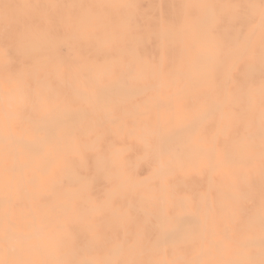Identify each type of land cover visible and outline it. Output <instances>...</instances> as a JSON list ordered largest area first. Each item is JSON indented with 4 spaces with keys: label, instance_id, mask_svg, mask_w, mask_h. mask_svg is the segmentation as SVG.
<instances>
[{
    "label": "bare ground",
    "instance_id": "bare-ground-1",
    "mask_svg": "<svg viewBox=\"0 0 264 264\" xmlns=\"http://www.w3.org/2000/svg\"><path fill=\"white\" fill-rule=\"evenodd\" d=\"M0 264H264V0H0Z\"/></svg>",
    "mask_w": 264,
    "mask_h": 264
},
{
    "label": "rangeland",
    "instance_id": "rangeland-1",
    "mask_svg": "<svg viewBox=\"0 0 264 264\" xmlns=\"http://www.w3.org/2000/svg\"><path fill=\"white\" fill-rule=\"evenodd\" d=\"M128 23L133 27L137 26L138 25L137 17L133 14L128 15ZM118 38H121V36H118ZM139 174L140 176H144L145 174H147V171L145 172V167L140 168Z\"/></svg>",
    "mask_w": 264,
    "mask_h": 264
}]
</instances>
